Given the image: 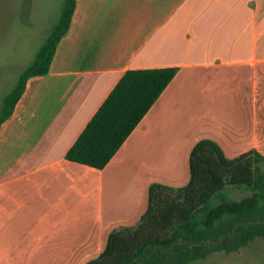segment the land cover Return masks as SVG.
<instances>
[{
    "label": "crops",
    "instance_id": "crops-1",
    "mask_svg": "<svg viewBox=\"0 0 264 264\" xmlns=\"http://www.w3.org/2000/svg\"><path fill=\"white\" fill-rule=\"evenodd\" d=\"M48 71L0 124V264H84L182 186L201 138L264 154V0H74ZM174 77L102 168L67 150L127 69Z\"/></svg>",
    "mask_w": 264,
    "mask_h": 264
},
{
    "label": "trees",
    "instance_id": "trees-1",
    "mask_svg": "<svg viewBox=\"0 0 264 264\" xmlns=\"http://www.w3.org/2000/svg\"><path fill=\"white\" fill-rule=\"evenodd\" d=\"M74 0H63L56 21L31 63L0 101V124L11 114L26 80L48 71L66 32ZM175 66L127 69L92 115L65 157L104 167L176 74ZM227 186L250 195L226 196ZM264 237V154L250 149L227 157L213 139L201 138L189 153V180L182 186L148 187L147 207L131 225L113 228L105 247L84 264H187L227 253Z\"/></svg>",
    "mask_w": 264,
    "mask_h": 264
},
{
    "label": "rangeland",
    "instance_id": "rangeland-1",
    "mask_svg": "<svg viewBox=\"0 0 264 264\" xmlns=\"http://www.w3.org/2000/svg\"><path fill=\"white\" fill-rule=\"evenodd\" d=\"M62 2L0 0V101L12 88L18 74L31 63L56 21ZM224 193L228 198L240 199L250 195L251 191L245 187L227 186ZM187 264H264V237L251 240L236 251H216Z\"/></svg>",
    "mask_w": 264,
    "mask_h": 264
}]
</instances>
